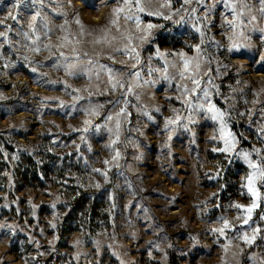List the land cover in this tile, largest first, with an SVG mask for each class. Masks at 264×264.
Returning a JSON list of instances; mask_svg holds the SVG:
<instances>
[{
  "label": "rangeland",
  "instance_id": "374dc122",
  "mask_svg": "<svg viewBox=\"0 0 264 264\" xmlns=\"http://www.w3.org/2000/svg\"><path fill=\"white\" fill-rule=\"evenodd\" d=\"M15 3L0 0V264H264L258 0ZM82 197L89 224L67 216Z\"/></svg>",
  "mask_w": 264,
  "mask_h": 264
},
{
  "label": "snow or ice",
  "instance_id": "6c2138e0",
  "mask_svg": "<svg viewBox=\"0 0 264 264\" xmlns=\"http://www.w3.org/2000/svg\"><path fill=\"white\" fill-rule=\"evenodd\" d=\"M185 2L187 3V2H189V0H185ZM222 2L225 4L226 7H229V6H230V5H229V0H222ZM258 2L262 5L260 11H261L262 13H264V0H258ZM20 3H23V0H16V3L13 5V7H17ZM123 3H124V5H133V4H134L136 10L139 11V12H144V11H145V8L141 5V0H123ZM123 10H124L123 8H121V7H117V8H115V9H113V13H114V14H119V13L122 12ZM148 14L151 15L152 13H148ZM11 18H12V19H15L14 16L11 17ZM125 18H126V19H132L131 16H126ZM166 18H167V17H166ZM137 19H138V18H137ZM253 19H255V17H253ZM33 20H35V17H33ZM76 23H77V24H80L79 19L76 20ZM109 23L115 25V24L117 23V21H116V20H110ZM81 27H83V26L81 25ZM147 27L150 29V28L153 27V25L149 24V25H147ZM0 35H4V33H0ZM97 42H99V41H97ZM133 51H135V49H133ZM179 55H180L181 57L184 56L183 53H180ZM188 63H189V62H188L187 60L184 61L185 70H187ZM73 67H74V66H73ZM33 71H35V69H33ZM69 74H73V73H69ZM193 83H194L195 85H197V86L199 85V81L193 80ZM113 87H115V85H113ZM121 87H123V85H121ZM129 91H131L130 88H129ZM204 95H205V97L208 96V92H207L206 89L204 90ZM209 111L216 113L215 115L212 116V119H213V120H216V119L218 118V116H220V117L223 116V113H220L219 110H217V109L215 108V106H210V107H209ZM86 123H87V122H86ZM168 123H172V121H168ZM166 126H167V125H166ZM214 150H215V149H214ZM226 150H227V149H220V151H226ZM251 167L255 168L256 165L253 164V165H251ZM97 171H98V170H97ZM260 178H261L262 180H264V172H261V173H260ZM253 179H254L253 175H250V176L248 177V190H249L250 193H252L253 197H256V196L259 195V193L254 189V186H253ZM236 207L239 208V207H241V206H240V205H236ZM255 207H256V203H255V201H254L252 207L248 209L249 213H251L252 209L255 208ZM249 218H250V217H249ZM244 222L247 223L248 221L245 220ZM228 226H229V225H228V221H225V222H224V227L227 228ZM213 231H220L221 233H223V229H219V230H217V229H213ZM245 239L247 240V237H245ZM253 239H254V237H253ZM247 242H248V243H251L252 241H251V240H247Z\"/></svg>",
  "mask_w": 264,
  "mask_h": 264
},
{
  "label": "trees",
  "instance_id": "16d2710c",
  "mask_svg": "<svg viewBox=\"0 0 264 264\" xmlns=\"http://www.w3.org/2000/svg\"><path fill=\"white\" fill-rule=\"evenodd\" d=\"M32 176H35L34 173L31 174ZM92 200V201H91ZM88 201L87 207H85V202ZM95 207L96 203L93 201V199H90V197H82L81 200H79L76 205L73 206V208H70L68 210L67 216L70 222L73 220V222L77 221V219L82 220L85 224H89L92 222L93 214L95 213ZM80 226L77 225V223L73 226L74 230H77Z\"/></svg>",
  "mask_w": 264,
  "mask_h": 264
}]
</instances>
